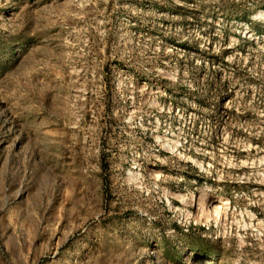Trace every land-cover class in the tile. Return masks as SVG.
I'll return each mask as SVG.
<instances>
[{"label": "rangeland", "instance_id": "rangeland-1", "mask_svg": "<svg viewBox=\"0 0 264 264\" xmlns=\"http://www.w3.org/2000/svg\"><path fill=\"white\" fill-rule=\"evenodd\" d=\"M0 264H264V0H0Z\"/></svg>", "mask_w": 264, "mask_h": 264}, {"label": "bare ground", "instance_id": "bare-ground-1", "mask_svg": "<svg viewBox=\"0 0 264 264\" xmlns=\"http://www.w3.org/2000/svg\"><path fill=\"white\" fill-rule=\"evenodd\" d=\"M261 15H262V14H261ZM204 193H205V192H204ZM221 199H222V198L219 197V198H217L216 200L213 201V203H214V206H213V207H214V208H216L218 205H220V203H222V202H221V201H222ZM213 203H212V204H213Z\"/></svg>", "mask_w": 264, "mask_h": 264}]
</instances>
